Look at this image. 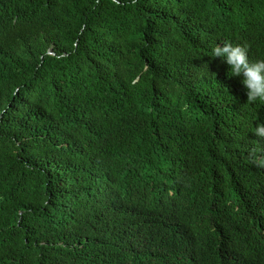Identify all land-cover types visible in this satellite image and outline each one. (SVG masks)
<instances>
[{
  "label": "trees",
  "instance_id": "trees-1",
  "mask_svg": "<svg viewBox=\"0 0 264 264\" xmlns=\"http://www.w3.org/2000/svg\"><path fill=\"white\" fill-rule=\"evenodd\" d=\"M223 43L264 59V0H0V264H264Z\"/></svg>",
  "mask_w": 264,
  "mask_h": 264
},
{
  "label": "clouds",
  "instance_id": "clouds-1",
  "mask_svg": "<svg viewBox=\"0 0 264 264\" xmlns=\"http://www.w3.org/2000/svg\"><path fill=\"white\" fill-rule=\"evenodd\" d=\"M212 57L222 58L230 66V75L243 76V85L247 90L248 101H264V59L252 62L248 48L244 45L223 43L213 49ZM255 135L264 138V123L255 127ZM264 153V148L259 149ZM259 166H264V158L255 159ZM167 223L172 227H179L176 220L167 217Z\"/></svg>",
  "mask_w": 264,
  "mask_h": 264
}]
</instances>
